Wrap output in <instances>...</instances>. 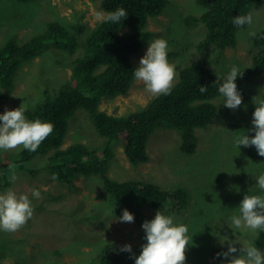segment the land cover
<instances>
[{"label": "rangeland", "instance_id": "rangeland-1", "mask_svg": "<svg viewBox=\"0 0 264 264\" xmlns=\"http://www.w3.org/2000/svg\"><path fill=\"white\" fill-rule=\"evenodd\" d=\"M6 1L9 6L5 5ZM168 1L163 14L149 20L147 30L155 33L156 39L167 40L168 53H178L168 57L169 62L176 66L177 75L173 85L178 80L180 69L196 60L211 63L218 73L225 76L234 65L240 71L252 66L259 49L253 47L254 37L249 32L258 34L264 30V0L250 12L253 23L243 26L237 46L223 52L215 46L201 51L198 45L205 39L204 28H191L185 23L184 19L189 16L203 13L197 0ZM101 5L102 0H29L25 3L0 0V46L10 37L18 43H25L46 32L48 24L55 21L69 28L77 22L84 25L86 31L83 36L86 37L103 22L95 19V12L103 11ZM147 48L132 56L135 66H139ZM83 52L80 49L71 55L69 52L50 49L39 58L26 62L14 78L15 89L10 99L0 102V115L5 109L11 111L21 105L32 109L44 100L42 92L47 87L56 93L71 78L73 61ZM237 87L242 95L252 92L260 95L251 102L243 99L242 105L236 110L224 106L223 96L218 98L215 101L219 106L218 117L207 128L197 130V149L193 155H185L180 151V135L174 130H156L147 147L150 161L137 167L129 162L121 142L111 145L114 153V158L109 162L108 175L111 179L154 182L171 190L181 186L188 192L185 210L180 214L169 215L174 217V222L189 227L188 235L192 237V242L187 246L185 264H228L223 256L216 261L209 256L198 258L193 250L194 239H208L214 248L220 247L226 252L229 242H236L235 246L239 249L248 242L254 244L261 232L235 229L230 217L245 194L261 191L257 186V177L264 173V157L259 156L255 146L236 147L234 141L238 136L247 134L249 106L264 94V74L252 81L237 84ZM156 96L146 91L142 81L136 80L127 95L104 100L100 110L114 116H127L147 107ZM107 142L89 115L81 110L70 121L62 149L83 143L92 149L98 148L101 155L100 150ZM22 148L0 150L1 157L3 160L12 158ZM53 152L48 150L44 156L37 155L26 164L27 170L15 169V180L11 178L10 171L6 178L0 172V193L11 189L18 195L27 194L34 208L32 218L20 230H0V237L9 240V246L12 247L10 253L1 247V263L98 264L100 250L110 245L113 246L112 251L123 253L126 257L124 264H135L133 255L138 257L142 245L146 243L142 224L154 219L157 212L143 208L140 220L134 212H130L134 222H120L123 212L105 193L103 182L98 177L81 178L75 182V186L52 179L53 175L44 166L49 153ZM33 170L37 173L30 172ZM7 180L11 182L8 186ZM33 189L40 192V198L32 196ZM225 236L228 237L227 241ZM124 245H131L132 252H121L120 248ZM260 250L264 252V249ZM203 253L210 254V250H204Z\"/></svg>", "mask_w": 264, "mask_h": 264}, {"label": "trees", "instance_id": "trees-1", "mask_svg": "<svg viewBox=\"0 0 264 264\" xmlns=\"http://www.w3.org/2000/svg\"><path fill=\"white\" fill-rule=\"evenodd\" d=\"M17 1L25 3L29 0ZM262 2L263 0H197L203 13L189 16L184 21L188 27L204 28L205 39L198 45L201 51L215 46L223 52L229 47L237 46L238 36L243 28L232 23L233 17L249 14ZM168 4V0H102L104 12L123 7L128 13L127 18L116 24L102 22L86 37L83 36L86 27L78 22L71 28L64 23L50 22L46 32L25 43H18L15 38L10 37L0 46V102L10 99L15 89L14 78L26 62L39 58L50 49L69 52L71 55L80 49L84 50L83 55L73 61L71 78L56 93H52L47 87L42 92L44 100L32 109H26L27 119L50 122L54 125V130L36 152L23 148L18 155L5 160L0 155V172L5 178L10 166L27 170L26 164L37 154H45L52 148L55 152L49 157L47 168L57 177V182L75 186V182L81 178L98 177L103 182L105 193L111 196L120 212L127 209L134 212L140 220L143 208L156 212L160 210L165 215L180 214L185 210L188 192L184 187L171 190L154 182H121L111 179L108 175L109 162L114 158L111 145L113 142H121L129 162L137 167L150 161L147 147L155 131L174 130L180 135V151L185 155H193L197 149V130L207 128L218 117L219 106L215 101L222 96L218 88L225 75L218 73L211 63L196 60L180 69L170 95L156 96L144 109L127 116H114L100 110L104 100L130 92L136 81L133 71L139 67L132 64L131 57L140 52L156 35L147 30L148 22L150 18L161 16ZM5 5L9 6V2L6 1ZM252 44L259 52L254 56L252 66L240 71L242 77L237 78V84L252 81L264 74V30L255 35ZM177 54L173 51L168 53V57ZM200 86H206L208 90L202 94ZM259 95L252 92L242 95V98L251 102ZM257 100L250 104L248 110L249 121L246 126L250 137L255 135L250 131L253 112L258 102L264 100V94ZM81 110L89 115L98 132L108 140L107 145L100 150L101 155L98 148L92 149L81 143L61 149L69 132L70 121ZM9 183L11 184L7 180L6 185ZM259 193L260 191H256V194ZM194 240L193 250L198 258L209 256L216 261L219 259L217 253L224 252L220 247L214 248L208 239ZM9 243V240L0 237V251L4 248L10 253L12 247ZM254 245L264 249V232L255 240ZM112 247L103 246L99 252L98 264L125 263L123 253L112 251ZM204 250H210V254H204ZM18 263L22 264L21 261Z\"/></svg>", "mask_w": 264, "mask_h": 264}, {"label": "clouds", "instance_id": "clouds-1", "mask_svg": "<svg viewBox=\"0 0 264 264\" xmlns=\"http://www.w3.org/2000/svg\"><path fill=\"white\" fill-rule=\"evenodd\" d=\"M127 16L128 13L123 7H118L116 10L109 12H95L97 21L113 24L120 22L122 19L125 20ZM232 23L238 28L245 25L251 26L253 16L251 13L238 15L233 17ZM249 35L255 37L256 33L251 31ZM154 39H156L155 36L150 43L141 49L142 51L148 47L146 54L139 61V67L133 71L134 78L137 81H142L146 91L153 95H170L177 75L176 66L168 60L167 40L163 38ZM238 77H242V75L240 69L234 65L218 88L219 93L224 98V106L232 110L238 109L243 100L236 84ZM207 90L206 86H200L199 91L202 94ZM25 112L26 108L21 105L15 110L5 109L4 113L0 115V150L8 151L23 146L29 152H36L42 142L53 132L54 125L52 123L41 119L28 120ZM250 131L255 133L253 137H250L248 132L238 136L234 141V146H255L259 156L264 157V100L259 101L255 106ZM48 150H54L55 152V149L52 148ZM46 154H48V151L41 156ZM49 154L47 163L44 166L47 170H49L47 168L49 157L52 155ZM9 171L12 174L11 178L15 180V165L10 166ZM32 172L37 173L34 170ZM51 174L53 180L57 179L52 172ZM257 186L261 190L260 193L245 194L239 207L230 217L232 226L235 229L253 233L261 231L260 234L264 232V173L257 177ZM31 194L37 199L40 198V192L36 189H33ZM33 213L32 201L27 194L18 195L11 189L0 193V230L5 232L20 230L32 218ZM119 221L133 223L134 216L125 209ZM142 229L145 233L146 243L142 245L138 257L133 255L132 258L135 259V264H185L187 246L192 242V237L188 235L189 227L186 224L174 222V217L165 215L159 210L154 219L145 221L142 224ZM224 239L227 241L228 237L225 236ZM235 244L236 242H229L228 250L217 253V257L223 256L228 264H264V252L253 243L248 242L246 246L239 249ZM120 251L131 253V245H124L120 248ZM237 252H239L238 255H233Z\"/></svg>", "mask_w": 264, "mask_h": 264}, {"label": "bare ground", "instance_id": "bare-ground-1", "mask_svg": "<svg viewBox=\"0 0 264 264\" xmlns=\"http://www.w3.org/2000/svg\"><path fill=\"white\" fill-rule=\"evenodd\" d=\"M107 195V194H106ZM106 199H108V198H106Z\"/></svg>", "mask_w": 264, "mask_h": 264}]
</instances>
